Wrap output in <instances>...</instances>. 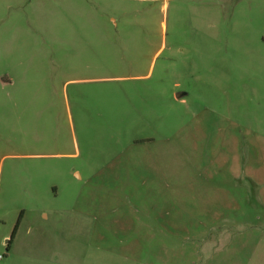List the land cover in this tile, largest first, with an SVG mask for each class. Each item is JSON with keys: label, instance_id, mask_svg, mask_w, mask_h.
<instances>
[{"label": "rangeland", "instance_id": "rangeland-1", "mask_svg": "<svg viewBox=\"0 0 264 264\" xmlns=\"http://www.w3.org/2000/svg\"><path fill=\"white\" fill-rule=\"evenodd\" d=\"M84 11L0 0V264H264V0Z\"/></svg>", "mask_w": 264, "mask_h": 264}, {"label": "crops", "instance_id": "crops-1", "mask_svg": "<svg viewBox=\"0 0 264 264\" xmlns=\"http://www.w3.org/2000/svg\"><path fill=\"white\" fill-rule=\"evenodd\" d=\"M58 15L55 17L56 21L59 24V30L56 33V37H54L57 41L56 47H49L48 49L54 50L57 54H61V52H76L78 50L79 45V37L81 35H87L88 33L84 32L81 33L78 29L79 22H81L80 18V7H83L85 9L84 12L85 16L84 19L85 23L94 24V11L96 7L97 2H103L106 4V2H127L129 4L134 3H142L145 0H55ZM152 1V0H150ZM164 6H166L164 4ZM91 7V18L89 16V8ZM112 18V17H111ZM91 19V21H90ZM114 23L117 22L115 18L111 19ZM30 19H27V22H29ZM77 28V29H76ZM7 84L10 86L12 82L8 80ZM134 145L141 149V157L138 158L137 162L135 161L134 165L129 160V158H126L125 161H123V165L121 167L128 168L131 167H137L138 170L135 172L140 176H143V182L142 185H139L137 190H140V192H144V190L150 192L148 194L152 193V188L149 183L152 181L146 178V172H149L150 170H147V168H153L155 166L153 162V154L154 151L151 150V147L153 146V141L151 139H146L143 141H137L134 142ZM125 164V165H124ZM78 176V175H77ZM122 177V176H121ZM140 194V193H139ZM146 195L142 194L141 198H145Z\"/></svg>", "mask_w": 264, "mask_h": 264}, {"label": "trees", "instance_id": "trees-1", "mask_svg": "<svg viewBox=\"0 0 264 264\" xmlns=\"http://www.w3.org/2000/svg\"><path fill=\"white\" fill-rule=\"evenodd\" d=\"M20 217H21V214H20V216H19V218H18V220H17V222H16V224H15V226H14L12 232H11V235H10V239H9V241H7V249L9 248V244L11 243L12 239H13L14 236H15V233H16V231H17V227H18V225H19Z\"/></svg>", "mask_w": 264, "mask_h": 264}, {"label": "built area", "instance_id": "built-area-1", "mask_svg": "<svg viewBox=\"0 0 264 264\" xmlns=\"http://www.w3.org/2000/svg\"><path fill=\"white\" fill-rule=\"evenodd\" d=\"M3 258V256L0 255V260Z\"/></svg>", "mask_w": 264, "mask_h": 264}]
</instances>
